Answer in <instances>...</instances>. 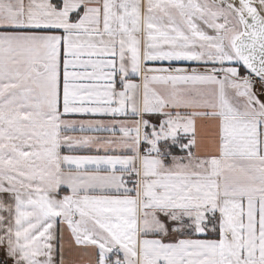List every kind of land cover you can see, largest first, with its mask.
Here are the masks:
<instances>
[{"label": "snow or ice", "instance_id": "snow-or-ice-1", "mask_svg": "<svg viewBox=\"0 0 264 264\" xmlns=\"http://www.w3.org/2000/svg\"><path fill=\"white\" fill-rule=\"evenodd\" d=\"M0 264H264V0H0Z\"/></svg>", "mask_w": 264, "mask_h": 264}, {"label": "crops", "instance_id": "crops-1", "mask_svg": "<svg viewBox=\"0 0 264 264\" xmlns=\"http://www.w3.org/2000/svg\"><path fill=\"white\" fill-rule=\"evenodd\" d=\"M85 154H94V150L92 151V153H85Z\"/></svg>", "mask_w": 264, "mask_h": 264}]
</instances>
